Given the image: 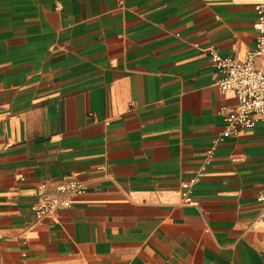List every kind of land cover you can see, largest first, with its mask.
<instances>
[{
    "label": "crops",
    "instance_id": "obj_1",
    "mask_svg": "<svg viewBox=\"0 0 264 264\" xmlns=\"http://www.w3.org/2000/svg\"><path fill=\"white\" fill-rule=\"evenodd\" d=\"M258 5L0 0V264H264V121L214 145L210 58L255 50ZM65 177L88 192L39 222Z\"/></svg>",
    "mask_w": 264,
    "mask_h": 264
},
{
    "label": "built area",
    "instance_id": "obj_2",
    "mask_svg": "<svg viewBox=\"0 0 264 264\" xmlns=\"http://www.w3.org/2000/svg\"><path fill=\"white\" fill-rule=\"evenodd\" d=\"M59 1V0H58ZM58 8H61L59 4ZM257 22L254 29L258 34L255 50L248 53L244 60L221 56L213 49L210 58L215 69L221 75L218 86L222 93L231 94L237 100V107L223 108L220 115L224 118L226 128L221 136L214 141L218 145L230 138H239L247 131L256 128L260 121H264V67L259 66V61L264 60V5L255 8ZM212 157L213 150L209 151ZM195 182H192L193 184ZM185 201L188 205H196L189 197L191 185L185 187ZM88 187L71 177H65L57 188V195H51L46 186L39 190L38 200L33 211L39 222L46 219L57 220L59 211L70 208L73 203L71 198L84 195ZM259 203L264 208V192L259 196ZM264 221V211L261 215Z\"/></svg>",
    "mask_w": 264,
    "mask_h": 264
}]
</instances>
